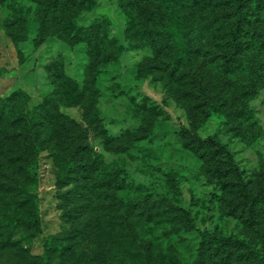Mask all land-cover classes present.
<instances>
[{"label":"rangeland","instance_id":"1","mask_svg":"<svg viewBox=\"0 0 264 264\" xmlns=\"http://www.w3.org/2000/svg\"><path fill=\"white\" fill-rule=\"evenodd\" d=\"M231 1L182 0V11L192 18V45L200 48L183 70L202 72L206 82L217 84L216 91L223 84L253 86L249 114L229 120L214 112L193 130L187 107L200 103L196 84L182 71L166 72L171 42L156 33L162 16L154 0H78L72 19L56 6L45 43L38 40L39 11L53 0H0L2 97L20 87L28 96L24 109L29 116L46 104L53 128L71 123L87 131L92 156H101V170L93 177L105 179V189L115 191L119 201L151 195L166 197L179 209L175 216L155 209L152 216H136L127 224L124 213L109 214L98 195L90 208L82 197L67 199L74 187L57 185L61 170L47 144L38 184L30 187L39 196L43 234L12 232L11 247L5 249L0 230V264H34L50 235L63 242L51 264H194L203 232L244 240L243 257L251 262L241 264L264 259V0L249 1L253 30L242 38L239 57L229 68L219 44L227 34ZM92 47L101 58L120 47L123 52L91 71ZM232 92L238 94L236 88ZM184 127L193 138L220 139L238 162L255 205L238 206L247 193L225 191L209 180L205 161L185 143ZM182 210L191 214L195 229L186 228ZM251 218L259 220L252 224ZM223 259L209 256L205 264Z\"/></svg>","mask_w":264,"mask_h":264},{"label":"trees","instance_id":"2","mask_svg":"<svg viewBox=\"0 0 264 264\" xmlns=\"http://www.w3.org/2000/svg\"><path fill=\"white\" fill-rule=\"evenodd\" d=\"M249 1H231L233 5L230 21L226 25L227 34L219 44V46L221 45V58H226L229 61L226 64L229 68L233 67V60L239 57L238 53L243 45L242 38L247 34L249 36L253 30L249 26L251 23L247 7ZM73 2H78V0H53L52 5L47 3L44 9H40L39 15L42 24L38 36L40 43H45L48 36L51 35L48 33V26L51 22V15L55 14V7H60V12L68 14L69 19H72L74 15H72ZM154 2L162 16L161 25L156 33L158 36L168 38L171 42L172 51L169 53L171 59L166 66V72H170V75L174 76L181 71L184 72L183 69H188L196 59V52H200L199 47L192 45V18L189 13L182 11L180 6L182 0H154ZM63 22L65 21L62 20ZM153 32L155 31H150L149 34ZM97 52V47H92L90 50L89 69L91 71L117 58L123 52V47L118 48L117 52L112 53L108 58H101L102 55H98ZM155 61L156 58L149 60L151 63ZM5 72L0 68V76ZM148 73L149 71L146 72V74ZM184 74V76H191L195 81L196 98L200 100L199 104L187 107L191 129L200 128L214 112L224 114L229 120L235 116L249 114L247 97L254 94L253 86L238 85L235 87L223 84L216 91L217 84L206 82V77L202 72L195 71L193 75L185 72ZM235 88L238 94L232 92V89ZM214 90L215 93H213ZM190 96L193 94L187 95V97ZM27 99L26 92L20 87L15 89L9 98H3L0 94V131L5 127L0 135V230L5 249L11 247L12 232L43 234L39 217V196L30 187L38 184L39 159L47 144L52 146L55 160L61 170L57 185L65 186L72 183L74 187L68 193L67 199L82 197V201L88 200L90 208L93 205L94 196L98 195L99 200L106 202L105 208L109 210V214L112 212L124 213L127 224H130L128 222L136 216H152L155 209H164L166 215L175 216L178 213L179 209L166 197L156 200L148 195L137 201H119L115 191L105 189L108 185L105 179L93 177L101 170V156H92L86 141L87 131L77 129L71 123L63 128V124L53 128V120L47 115L50 109L46 104L39 106L33 116H29L24 109ZM15 110H17L16 114L10 115ZM58 117L67 121V118L61 114ZM190 134V130L184 127L185 143L205 161L209 180L221 186L225 191H236L239 195L247 193L246 201L238 203V206L246 207L250 203L255 205L256 201L254 196L248 193V186L244 182L238 162L220 139L217 136L202 138L198 135L193 138ZM85 158L88 160L87 163H84ZM182 212L186 228L188 230L195 229L191 214L183 210ZM257 220L259 219L251 218L252 224ZM246 244L244 240H240L235 235L223 237L203 232L199 256L194 264H205L209 256H224L223 260L226 264H241L244 259L251 262L250 258H246L247 255L243 257ZM62 251L63 242L53 235L47 236L44 243V254L34 258V264H51L54 254ZM254 260L256 264H264L263 258L256 256Z\"/></svg>","mask_w":264,"mask_h":264}]
</instances>
